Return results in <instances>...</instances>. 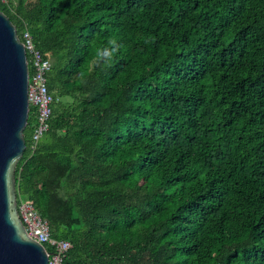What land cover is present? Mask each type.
Returning <instances> with one entry per match:
<instances>
[{
    "label": "trees",
    "instance_id": "obj_1",
    "mask_svg": "<svg viewBox=\"0 0 264 264\" xmlns=\"http://www.w3.org/2000/svg\"><path fill=\"white\" fill-rule=\"evenodd\" d=\"M0 10L50 61L14 179L69 241L58 264H264V0Z\"/></svg>",
    "mask_w": 264,
    "mask_h": 264
},
{
    "label": "water",
    "instance_id": "obj_2",
    "mask_svg": "<svg viewBox=\"0 0 264 264\" xmlns=\"http://www.w3.org/2000/svg\"><path fill=\"white\" fill-rule=\"evenodd\" d=\"M27 79L22 41L0 10V264H47L46 248L26 234L16 209L14 167L25 148Z\"/></svg>",
    "mask_w": 264,
    "mask_h": 264
},
{
    "label": "built area",
    "instance_id": "obj_3",
    "mask_svg": "<svg viewBox=\"0 0 264 264\" xmlns=\"http://www.w3.org/2000/svg\"><path fill=\"white\" fill-rule=\"evenodd\" d=\"M7 0H0L6 2ZM27 62L32 68L28 73L26 95L28 105L34 107V123L30 136L29 148L32 150L38 138L47 130L48 119L51 115L53 95L47 88L46 72L50 68V61L43 57L35 47L27 29L21 33ZM16 192V191H15ZM16 209L28 236L48 245L47 264H58L65 250L70 246L67 239L55 238L50 234L47 221L35 209L32 200L22 193L16 192ZM46 248V247H45Z\"/></svg>",
    "mask_w": 264,
    "mask_h": 264
}]
</instances>
